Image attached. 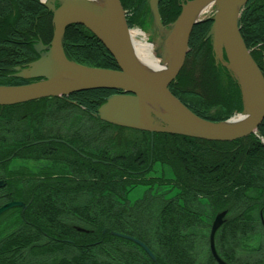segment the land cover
I'll return each mask as SVG.
<instances>
[{"label": "trees", "instance_id": "trees-1", "mask_svg": "<svg viewBox=\"0 0 264 264\" xmlns=\"http://www.w3.org/2000/svg\"><path fill=\"white\" fill-rule=\"evenodd\" d=\"M121 2L126 9L132 7L128 13V25H144L147 0ZM181 2L159 0L166 22L179 15ZM42 13H46L48 19H42ZM51 18V12L39 0H0V84L25 82L12 75V69L38 56L34 46L36 39L47 43L51 40ZM210 25L211 21L207 20L194 26L189 42L187 61H191L187 71L203 58L206 66L204 73L214 84L216 94L202 97L186 88L183 79L185 70L181 71L178 81L171 87L194 113L209 120H219L222 117L214 118L206 112L219 108L224 111L223 118H229L243 108V100L238 82L217 62L212 45L206 38ZM240 31L247 47L255 46L254 58L264 72V0L248 1L240 18ZM64 49L70 59L82 64L111 69L117 67L103 43L81 25L67 27ZM117 91L95 89L76 92L70 96L74 102L56 99L67 105L93 106L83 108L91 114L97 110L102 99L104 101ZM49 100L41 98L0 106V121L5 127L0 128V147L10 142L14 149H0V173L3 171L1 177L6 182L0 205L12 199L27 198L29 202L24 211L14 207L0 215L1 225L6 214L18 211L13 221L21 224L0 239V264H102L105 261V264H155L140 245L114 234L129 232L137 233V238L151 248L159 264H199V254L194 250L195 241L199 243L197 239H202L205 242L206 236L193 231L203 224L194 203L205 198L223 206L229 201H238L237 198L245 202L249 198L245 195L248 190L264 191V144L260 141V137L264 138V120L257 135L239 140L243 143L239 148H234L232 142L205 141L208 144L203 149L197 147L193 150V138L158 133L154 136L155 140H159L158 144L151 148L149 141V150L145 152L131 145L135 144V138L123 137L120 130L113 132V126L98 119L96 122L101 125L103 133L92 135L91 142L103 152L92 157L93 154L87 153L84 145L80 144L75 148L81 158L72 159L59 152L63 127H42L45 117L38 110L44 108L41 105L52 103ZM121 130L124 132V129ZM5 133L13 135L15 141H9ZM29 133L37 139L43 135L50 138L53 133H58L54 136L58 140L47 142L53 145L37 144ZM112 150L118 153L110 155ZM12 152H17L15 155L19 157L34 155L36 160H47L52 165H48L47 170L43 167L38 171L22 168L16 175L9 169ZM195 152L207 153V160L201 161ZM218 152L221 155L216 159ZM155 160L169 164L176 180L149 177ZM207 162L217 166L207 169ZM33 179L35 187L30 186L26 191L22 187L17 188L29 185ZM142 184L150 188L155 184L159 187L173 185L172 188H178L180 193L167 200L152 193L149 188L146 197L131 202L129 195L132 189ZM242 197H246L245 201ZM256 206V202H246L244 215L240 216L243 220L238 223L226 220L218 232L217 249L228 262L233 259V251L242 248L240 241L246 236L248 225L252 224L250 213L251 209L257 210ZM200 208L203 210L206 206L200 204ZM204 222L207 227L209 222ZM245 247L250 250L246 244ZM102 256L107 259L102 260Z\"/></svg>", "mask_w": 264, "mask_h": 264}, {"label": "water", "instance_id": "water-1", "mask_svg": "<svg viewBox=\"0 0 264 264\" xmlns=\"http://www.w3.org/2000/svg\"><path fill=\"white\" fill-rule=\"evenodd\" d=\"M213 1L216 13L207 37L211 38L217 62L227 65L237 72L243 103L247 104L244 121L231 122L235 116L222 121H212L191 111L170 89L169 84L177 77L183 67L188 52V41L193 26L204 18H194L196 11L206 2ZM248 0H190L183 5L172 30L167 34L177 40L176 51L171 55L165 48L160 54L163 60L172 59V68L163 74L150 73L133 64L130 54V29L126 12L120 0H104L102 9L107 27L103 31L87 21L96 10L90 0H41L53 12L54 31L49 45L37 46L39 58L31 62L20 75L26 78L40 77V80L24 85H0V104H10L43 96L66 94L86 89H119L123 93L106 98L99 107V116L110 123L154 132H169L196 136L211 140H234L252 133L264 119V75L246 47L240 34L238 20L240 9ZM155 26L162 27L158 12V0H148ZM69 10H72L69 14ZM69 12V13H67ZM83 24L96 34L115 58L119 69L97 68L80 65L69 59L64 52L63 38L69 24ZM164 51V50H163ZM225 51L228 61L222 58ZM216 52V53H215ZM164 58H163V57ZM230 61V66L228 62ZM72 68V70H70ZM252 85V96L248 104L246 78ZM59 77L70 81L56 85ZM244 93V95H243ZM245 96V98H244ZM160 103L165 111L151 107L148 100ZM246 99V100H245ZM245 100V101H244ZM23 205L12 201L0 207V214L10 207ZM223 215H217L211 228V250L220 264H228L218 255L214 236L223 223ZM134 240L156 261L155 255L141 240L122 233H114ZM264 264V263H263Z\"/></svg>", "mask_w": 264, "mask_h": 264}, {"label": "rangeland", "instance_id": "rangeland-1", "mask_svg": "<svg viewBox=\"0 0 264 264\" xmlns=\"http://www.w3.org/2000/svg\"><path fill=\"white\" fill-rule=\"evenodd\" d=\"M41 4H42V2H41ZM131 9H132V7L129 8V11ZM214 9H213V11H214ZM70 11H72V10H69V12ZM69 12H67V13H69ZM71 13L72 12H70L69 14H71ZM144 15H145L144 25L141 26L143 29L142 28H140V29H142V31L144 33V37L147 39V41L156 45V51H157L158 55L160 56V54L165 53L166 38H167V34L169 32H171V30H172V28L170 29L172 24L165 26V28L158 27V26H155L152 18L150 19L149 10L146 9L144 11ZM41 16H42L41 17L42 19H48V15L46 13H42ZM82 25L83 24H81V26ZM134 28H138V27H134ZM87 31L91 32L90 29H87ZM36 41H37V45L41 43L39 38L36 39ZM262 46H264V45H262ZM250 49H252V51H255L256 48H255V46H253ZM226 57H227L226 53H225V51H223L222 58L225 61H228V59ZM263 58H264V56H263ZM202 59H199L197 62L198 64L195 67H193V69L190 71L189 70L187 71V69H188V66H189V63L191 60L185 62V65L182 68V70L186 71L184 74V78H183L185 80L184 85L186 86V88H189L192 91L199 93L202 97L203 96L205 97L206 95L207 96L208 95L209 96L215 95L216 90L213 86L214 84L211 83V81H210L211 79L208 78L204 73V72H206L204 69V67H206V66H204V61ZM228 64L230 66V61L228 62ZM186 66H187V68H186ZM221 66H223L225 69L228 70L229 75L233 79L238 81V79H236L238 74H237V72L234 71V69L232 70V68H231V70H230V68L227 65L225 66L222 63H221ZM238 78H239V76H238ZM210 91H212V93H210ZM243 95H244V93H243ZM244 98H245V96H244ZM242 99H243V97H241V100ZM98 104H99V106H98L97 110L94 113L92 112L90 115L91 118L88 119V124H90L91 128H89V126H87V127L82 126V124H83L82 122L85 119V116L82 114L80 109H83V108H81L79 106L75 107L77 109L72 114V117H74V119L72 121L69 120V122H65L63 125V132L61 134L66 135V137L64 138V135L62 136L64 139L61 138L62 141L59 142L61 144L58 143L59 145H62L63 143H65V145H66L67 144L66 140H68V141L70 140L77 146L80 144L84 145L86 150H87V153L93 154L92 157L96 156V155H100L103 152V151H100V149L99 150L97 149V146L95 143L91 142L92 141V135H97L99 133H103V131L100 129L101 125L96 122V120H98V119L103 120L99 116V112H98L99 107L103 104V99ZM242 105H243V108L241 110L236 111L232 116H237V115H240L241 113L247 112V108H245V107H247L246 106L247 104L246 103L244 104L242 102ZM208 113L211 114L212 117H214V118L218 117V116L223 118L225 116L224 111L222 109H219V108H212L206 112V114H208ZM222 118L219 120H216V121H222V120L227 119V118H223V119ZM205 119H207V118H205ZM103 121L105 123L107 122L105 120H103ZM3 124L4 123H2L0 121V128H2V129L5 128L3 126ZM258 129H259V127L257 128V130L255 129L252 133H250L246 136H242L240 138H237L234 140H229V141L211 140V139H205V138L196 137V136H188V135L169 133V132H167V133L162 132V133L181 135V136L190 137V138L195 139V143H193L195 145V147H191L194 150L197 147H199L200 149H203V147L208 144V143H205V141L206 142H232L234 148H239L240 146L243 145V143H240L239 140L245 139L251 135H254V136L257 135L258 131H259ZM111 130H113V132H115L114 131L115 128L114 129L112 128ZM105 132L106 131H104V133ZM120 133L122 134L123 137H128L130 139L135 138L136 139L134 141L135 144H131V145H134L135 148L142 149L145 152H147L149 150V141H151V143H150L151 148H154L158 144V141H159L157 139L155 140V138H154V136L156 134L154 136H152L149 133H142V131L133 130L131 128H128L127 130L124 129V132L122 130H120ZM57 134L58 133H53L52 135L56 136ZM4 135L6 136L7 139H9V141L13 138V135H11V134L5 133ZM54 136H52L51 138H54ZM30 137L33 138L34 142L37 141L36 136H31V134H30ZM41 139L44 140V139H47V137L45 135H43V137ZM198 140H200V141H198ZM14 141L15 140H13V139L11 140V142H14ZM9 143L10 142H8V144H6L5 147H0V149L3 148V151H8V149H11L13 147ZM35 143L39 144L42 142L39 140L38 142H35ZM209 144H211V143H209ZM48 145H53V144H48ZM59 148L62 149V147H60V146H59ZM12 150H14V149L12 148ZM13 152H15V151H13ZM116 152L118 153V151L112 150L110 152V155L111 154L114 155ZM196 152H199V151H196ZM196 152H195L196 156H198L201 161L207 160V158H208L206 155L207 153H204V155H202V154L196 153ZM16 153H14L13 158H10L11 162L14 164V166L12 168L9 167V169L14 171V172L16 170H19L16 166H19L20 164H23L24 168H27V169L30 168L33 171H38V170H40V168L42 169L43 167H45V169L47 170V166L52 165V163H48L49 161H47V160H45V161L36 160L35 158H33L34 155H31L30 158L26 156V157H21V159H20L19 156L15 155ZM20 153H22V152H20ZM63 154H66V153L63 152ZM82 154H83V152H82ZM220 155H221V153H219V152L216 153L215 158L218 159L220 157ZM155 161H156V163H155ZM155 161L152 163L153 167L151 169L152 171L149 173L150 174L149 176H153L156 178L159 177L162 180L163 179L164 180H171V181L176 180L175 172L169 164L163 163V162L158 161V160H155ZM186 162H188V161H186ZM215 166H217V164H215L213 162H211V163L207 162V165H206L207 169H213V168H215ZM51 170L54 171L53 166H51ZM28 184L29 185H27V186H24V185L17 186V188L20 189V187H22L21 189L25 190L30 186L35 187L36 181L33 179ZM168 186H170V185H168ZM168 186L166 185V186H163L162 188H166ZM5 187L2 188V190H0V197L4 195ZM157 187H158L157 184H155L154 186H152L150 188V191L151 192L153 191L154 193L159 192V191H156ZM221 188H223V187H221ZM160 190H163V189H160ZM148 191H149V185H146V187L144 185H137L135 188L132 189V192L130 194L131 202L135 203L136 201H138L142 197H146ZM170 192H171V195H173L172 197H174L176 195L175 193H178L179 190L178 189L177 190L172 189V190H170ZM247 192L248 193L245 195L249 196L248 200L245 201L246 197H242L243 199L245 198L244 199L245 202H242L243 200H241V198H237L238 201L232 200V201H229L228 203L224 204L223 206H217L205 198L199 199L198 203H194V206L197 208L199 218H200V220H203V224H202V226L199 225L198 226L199 228H195L193 231L197 232L198 234H206L207 232L210 231L211 222H212V220L215 219L214 217L217 215H220L221 213H224L223 221L229 220L231 223H238L239 221L243 220L242 218H240V216L244 215V213H242V212L245 211L246 202H249L251 204H254L256 202V204H257L256 209L257 210L255 211V210L251 209V213H250V215L252 216V224L248 225V227H249V229L247 228L248 232H247L246 236L244 238H242L240 241L241 244H243L242 248H240V250H236L235 252L233 251V259H230L231 257H229V259L234 261V262H232V261L230 262L232 264H263L264 263V227H263L264 226V196H263L264 191L263 192H257L254 190H248ZM261 197H263V198H261ZM22 199L26 200V201H24V200L20 201V202H22V204L24 202V206L23 205H16L15 207L16 208L20 207V208H22V211H24L26 209V207H28L29 202L27 201V198L26 199L22 198ZM141 203H143V202H141ZM200 204L206 206V209L202 210L200 208ZM12 208H14V207H12ZM12 208L7 209L6 212ZM12 212H14V211H12ZM12 212L10 214H6L3 217L4 222L0 225V239L3 238L4 236H6L7 234H9L10 232H12L13 230H15L16 228H18L19 226H21V224H17L13 221L18 215V211L15 213H12ZM204 221L209 222V224H207L208 228L205 227L206 223ZM130 230L134 231V229H130ZM133 231H131V232H133ZM129 233H125V234L132 236V237H135V238L138 237L136 235L137 234L136 232H134L136 234H129ZM119 237H121V236H119ZM143 237L146 239L149 238L148 235H143ZM124 239H127V238H124ZM138 239H140V238H138ZM140 240L142 242H144L142 239H140ZM43 241H45V240H43ZM197 242H199V243H196V241H195L194 250H195V252H197L199 254L198 263L200 264L203 262H210L211 261L212 264H217L216 260L214 259L213 255L209 249L208 241L206 240L204 242V241H202V239H199V241H198V239H197ZM200 242H202V243H200ZM245 244L247 247L250 248V250L246 249ZM211 257L213 258V260L211 259ZM223 258L226 259L225 256ZM106 259H107L106 256H102V260L105 261ZM106 262L107 261H105L102 264H105ZM158 264H159V262H158Z\"/></svg>", "mask_w": 264, "mask_h": 264}, {"label": "bare ground", "instance_id": "bare-ground-1", "mask_svg": "<svg viewBox=\"0 0 264 264\" xmlns=\"http://www.w3.org/2000/svg\"><path fill=\"white\" fill-rule=\"evenodd\" d=\"M91 1V0H90ZM93 3L96 5V10L93 11V14L88 17L87 21L90 23H93L96 28L100 27L103 31L107 27L105 15H104V9H102L101 5H103L104 0H92ZM213 1L206 2L203 6H201L196 13L194 14V18L202 17L203 15L210 12L213 8ZM130 33V58L133 61V64L136 65L138 68H141V70L150 72V73H156V74H163L165 72H169L172 68V59L171 56L167 60H163L161 57H159L156 51V45L153 43H150L147 41V39L144 37L143 31L140 29H131L129 31ZM167 49L171 55L176 51L177 47V40L175 37H173V34H170L168 40H167ZM115 59V58H114ZM72 70V68H70ZM245 85L246 86V96L248 104L250 102L251 96H252V85L251 80L249 76L246 78ZM70 81L65 80V78L59 77L57 80L56 85H63L67 84ZM170 91L173 92V88L171 86H168ZM148 104H150L151 107L158 108L160 110L165 111L164 107L158 103L156 100L149 99ZM247 118V115H237L234 117V119L231 122H241L244 121ZM206 236V240H211V233L210 231L204 234ZM209 243V242H208ZM214 244L215 248L217 250V238L214 236ZM210 245V244H209ZM222 259V258H221ZM223 260V259H222Z\"/></svg>", "mask_w": 264, "mask_h": 264}, {"label": "flooded vegetation", "instance_id": "flooded-vegetation-1", "mask_svg": "<svg viewBox=\"0 0 264 264\" xmlns=\"http://www.w3.org/2000/svg\"><path fill=\"white\" fill-rule=\"evenodd\" d=\"M73 94H70L68 96H62V97H58L59 99L62 98V99H66V100H69V101H73L74 102V99L70 96H72ZM49 102H52V103H49V104H45V105H41V107H44L40 110H38V113L43 115L45 117V125H42V127H47V128H57V129H60L63 127L64 123L65 122H69L72 121L74 119V117H72V114L73 112L76 111L77 108L75 107H78L79 105L74 103V104H71V105H67V104H64L63 101L61 100H58L54 97H51L49 98ZM94 101L97 100L96 98H92ZM36 107V106H35ZM81 108H94L93 106H87V107H82V106H79ZM34 108V107H33ZM80 111L82 112V114L85 116V119L83 120V124L82 126L83 127H87L89 126V128L91 127L90 124H88V119L91 118L90 117V113H88L86 110L84 109H80ZM92 113V112H91ZM96 120V119H95ZM33 132V131H32ZM32 136V134H31ZM31 138V137H30ZM64 139V138H63ZM42 143H47V142H51V141H57L58 138H49L47 137V139H39ZM37 139V141L35 142H38L39 141ZM62 141V140H60ZM67 141V144L65 145V143H63L62 145H60L61 148H59V152H61L60 154L62 155L63 152H65L66 154H63V156H67L69 158H81L82 155H80V152L75 148L77 145H75L72 141ZM38 144V143H37ZM50 143H47L46 145H48ZM61 144V143H59ZM79 147V145L77 146ZM85 148V146H84ZM86 149V148H85ZM13 155L14 153L11 155V158H13ZM21 159V157H19ZM86 158V157H85ZM14 164L11 162V159H10V164H9V167H13ZM19 170H16L14 173L16 175H18L17 173L20 172V169L24 168V165L23 164H20L19 166H16ZM2 176L4 175L3 174V171H1L0 173ZM210 244V242H209Z\"/></svg>", "mask_w": 264, "mask_h": 264}]
</instances>
